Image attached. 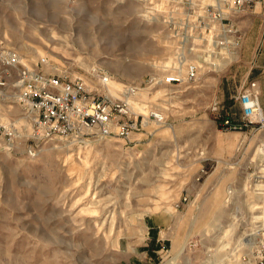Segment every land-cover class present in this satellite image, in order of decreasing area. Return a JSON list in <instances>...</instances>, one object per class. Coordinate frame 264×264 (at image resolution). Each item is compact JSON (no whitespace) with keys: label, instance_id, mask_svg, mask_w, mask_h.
Listing matches in <instances>:
<instances>
[{"label":"rangeland","instance_id":"374dc122","mask_svg":"<svg viewBox=\"0 0 264 264\" xmlns=\"http://www.w3.org/2000/svg\"><path fill=\"white\" fill-rule=\"evenodd\" d=\"M149 1L0 0V49L82 75L102 68L112 96L136 86L135 109L165 118L131 141L57 140L35 157L23 150L29 129L2 137L0 264H254L264 237V125L230 131L222 120L240 121L235 97L256 75L247 78L241 42L235 58L217 57L221 67L203 68L197 82L149 81L159 68L185 70L176 61L185 52L195 60L180 53L170 7L152 17ZM22 120L0 91V126L20 129ZM244 237L256 241L250 249Z\"/></svg>","mask_w":264,"mask_h":264},{"label":"built area","instance_id":"2783aa9c","mask_svg":"<svg viewBox=\"0 0 264 264\" xmlns=\"http://www.w3.org/2000/svg\"><path fill=\"white\" fill-rule=\"evenodd\" d=\"M257 1H149L147 13L152 17L165 13L158 6L166 4L170 7L167 24L181 39L180 53L186 49L195 55L194 61L178 56L176 61L184 60L181 63H185V70H182L183 66H180L182 69L159 68L157 73L149 75V81H156L155 85L161 82L169 86L197 82L204 68L202 66H205L201 60L203 56L210 59V70H218L221 65L216 58L229 59L240 47L244 39L238 26L240 17L251 10ZM189 26L192 29L189 30ZM191 31L192 34H189ZM92 81L97 82V88L91 87ZM109 81L110 75L102 68L94 67L90 75H82L57 69L47 57H39L29 63L18 51L0 49V91L10 102L19 105L24 122L20 129L15 124L0 126V142L2 137H9V140L21 137L29 129L31 132L23 150L29 157H35L43 143L87 136L101 139L116 136L131 141L133 135L146 129L149 121L165 123L164 116L158 111L152 110L142 115L134 108L132 100L137 98L140 91L138 87L126 86L119 96L113 97L108 90ZM235 100L241 107V119L236 122L228 115L222 120L223 127L230 131H243L255 125H264V110L257 81L242 86ZM27 142H30L29 145ZM251 259L254 264H264V237L254 246Z\"/></svg>","mask_w":264,"mask_h":264},{"label":"crops","instance_id":"0c3cea01","mask_svg":"<svg viewBox=\"0 0 264 264\" xmlns=\"http://www.w3.org/2000/svg\"><path fill=\"white\" fill-rule=\"evenodd\" d=\"M239 28L241 29L244 39L242 41L243 57L249 60V68L247 72V78L251 75L255 76L252 81H257L260 86L262 81L260 80V71L264 72V66L260 64L258 54L261 52L260 47L262 39L264 37V0H258L253 8L241 15L239 22ZM257 36V43L252 48L253 38ZM252 50V51H250ZM259 56H264L263 53ZM261 58V57H260ZM262 69V70H261ZM261 105L264 110V92L261 93Z\"/></svg>","mask_w":264,"mask_h":264},{"label":"bare ground","instance_id":"6f19581e","mask_svg":"<svg viewBox=\"0 0 264 264\" xmlns=\"http://www.w3.org/2000/svg\"><path fill=\"white\" fill-rule=\"evenodd\" d=\"M180 57H185V55L184 54H181L180 55ZM197 58H200V57H197ZM232 58H235L234 56L233 57H229V59H232ZM201 60L205 63V66H202V67H204V70H209V71H212V70H210L209 68L210 67H208L209 66V64H210V59L208 58V57H205V56H203V57H201ZM224 60H228V59H224ZM224 60H222V61H224ZM219 65V64H218ZM220 65H221V62H220ZM221 67V66H220ZM217 70V69H216ZM215 71V70H214ZM109 83H110V81H109ZM108 83V84H109ZM160 84H162L161 82H160ZM123 90V89H122ZM121 90V91H122ZM140 92V91H139ZM110 93V92H109ZM111 95V94H110ZM140 94L138 93V95H137V97L139 96ZM112 96V95H111ZM117 96H119V93H118V95ZM117 96H113V97H117ZM132 102H133V105H134V108H135V103H136V101L135 100H132ZM75 143H77V142H75ZM79 143V142H78ZM256 237V236H255ZM245 238V237H244ZM256 239V238H255ZM244 240H247V243H244L243 241ZM244 240H242V242L240 243L241 245H243V247H247V248H251L252 247V245L256 242H253V238H251V239H247V238H245ZM254 247V246H253ZM252 250V249H251ZM252 260V259H251Z\"/></svg>","mask_w":264,"mask_h":264}]
</instances>
